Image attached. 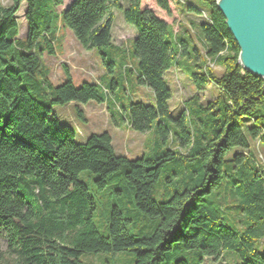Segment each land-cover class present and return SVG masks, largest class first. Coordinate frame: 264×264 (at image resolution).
<instances>
[{"label":"trees","instance_id":"1","mask_svg":"<svg viewBox=\"0 0 264 264\" xmlns=\"http://www.w3.org/2000/svg\"><path fill=\"white\" fill-rule=\"evenodd\" d=\"M23 1L28 31L20 38L16 14ZM127 1L124 8L122 0H72L59 12L65 0H0V264H81L86 253L121 251L134 252L135 264H203L225 250L238 258L222 264H264V160L254 149L255 142L264 148V79L239 63L240 48L217 0H201L209 12L182 2L189 15L203 18L183 22L176 0ZM117 10L137 31V68L125 71L152 90L154 104L132 100L118 108L113 86H76L67 67V80L52 82L44 54H57L60 31L70 28L85 49L96 48L105 59ZM173 67L185 70L198 90L214 84L225 94L221 106L219 99L200 105L216 117L208 131L188 126V118L195 127L205 124L191 118L189 107L172 116L165 75ZM91 101L106 103L113 118L127 112L135 131L155 128L153 151L135 159L119 155L107 131L77 142L54 107ZM171 161L178 166L164 181ZM122 167L137 208L157 218L143 236L129 232L133 219L119 206L103 235L94 223L95 199L79 179L83 171L97 173L103 189ZM162 182L166 193L159 199Z\"/></svg>","mask_w":264,"mask_h":264},{"label":"rangeland","instance_id":"2","mask_svg":"<svg viewBox=\"0 0 264 264\" xmlns=\"http://www.w3.org/2000/svg\"><path fill=\"white\" fill-rule=\"evenodd\" d=\"M13 1L1 0L4 5H10ZM184 1L194 2L206 12H209L208 5L201 0H176L181 10L182 22L187 21L190 16L193 17L192 19L203 20L200 15H189L188 11L185 10L186 6L182 3ZM71 2L72 0H65L62 6L57 7V10L62 12ZM122 2L124 8H126L128 1L122 0ZM27 8V2L23 1L16 14L20 38L27 36L28 22L25 19ZM112 30V45L103 49L106 55L104 59L98 49H85L70 28H63L59 33L60 39L57 42V54H44L45 63L52 71V82L55 85L65 82L68 78L65 73V67H67L76 86H81L85 81L101 82L107 87L113 86V93L111 92L110 96L118 108L121 106L127 109L132 100L154 104L155 98L152 90L141 86L137 82L136 73H126L125 71L126 66L133 69L137 68V60L132 53V40L136 37L137 31L125 21L123 11L117 10L115 12ZM213 68L218 74L223 72V68L220 66H213ZM165 79L172 91V98L169 100L172 116L178 118L185 107H189L192 111L191 118H200L205 124L198 123L195 127L193 121L188 118V126L194 129L196 133L208 131L209 120L211 121V119L216 117L210 115L213 109L211 111L202 110L200 105L206 107L210 100L219 99V106H221L223 105L225 94L216 88L214 84L208 85L203 90H198L186 71H182L177 67L167 71ZM77 106L83 111L84 119L78 115ZM54 109L62 124L70 125L75 129V140L77 142H85L93 133L107 131L112 136L113 146L117 154L127 155L130 159L140 157L144 153L150 154L155 147V128L151 132L146 133L129 128L125 120L127 112L117 116L114 115L113 118L106 103L100 104L96 101H91L87 104L68 103L56 105ZM115 119H117L120 126L116 125ZM168 122L171 125L175 124L171 120H168ZM254 147L260 158L264 160V148L260 145L258 146L256 142ZM178 149L181 151L180 148ZM178 163L171 161L166 165V173H163L162 178L164 181H166L167 176H171L172 170H174L171 167L176 168ZM180 174L182 175V172ZM99 177V174L92 171H83L79 176V179L87 184L89 193L95 199L94 223L97 229L103 235H108L110 213L114 206H119L126 216L133 219L128 224L130 233L137 236L148 234L155 227L157 218L148 217L135 205V189L126 179L125 167L112 174L103 189H100L97 183ZM160 190L155 193V196L159 199L164 198L166 193L164 182H162ZM2 247L6 248L5 238L2 239ZM234 258H238L237 254L225 250L220 258H206L203 264H222L225 261L231 262ZM81 260V264H135L136 254L132 251L86 253L82 255ZM170 264H172L171 261Z\"/></svg>","mask_w":264,"mask_h":264},{"label":"water","instance_id":"3","mask_svg":"<svg viewBox=\"0 0 264 264\" xmlns=\"http://www.w3.org/2000/svg\"><path fill=\"white\" fill-rule=\"evenodd\" d=\"M240 48L239 63L264 79V0H217Z\"/></svg>","mask_w":264,"mask_h":264},{"label":"crops","instance_id":"4","mask_svg":"<svg viewBox=\"0 0 264 264\" xmlns=\"http://www.w3.org/2000/svg\"><path fill=\"white\" fill-rule=\"evenodd\" d=\"M147 88V87H146Z\"/></svg>","mask_w":264,"mask_h":264}]
</instances>
